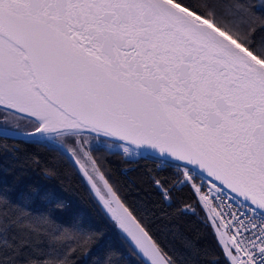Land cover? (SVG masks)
I'll return each mask as SVG.
<instances>
[{
	"label": "snow or ice",
	"instance_id": "6c2138e0",
	"mask_svg": "<svg viewBox=\"0 0 264 264\" xmlns=\"http://www.w3.org/2000/svg\"><path fill=\"white\" fill-rule=\"evenodd\" d=\"M65 158L99 218L0 188V264H264V0H0V175Z\"/></svg>",
	"mask_w": 264,
	"mask_h": 264
},
{
	"label": "trees",
	"instance_id": "16d2710c",
	"mask_svg": "<svg viewBox=\"0 0 264 264\" xmlns=\"http://www.w3.org/2000/svg\"><path fill=\"white\" fill-rule=\"evenodd\" d=\"M252 4H258L259 0H249ZM218 3L222 5L224 11H227V5L229 0H218ZM9 143H15V140L11 138ZM23 148L24 146L21 145ZM44 162H47V153L43 152ZM23 158V152L20 153ZM95 155V154H94ZM16 162L9 161L10 165H15ZM56 167L58 168V175L51 180H46L42 175V166L36 167L35 165H25L23 167L10 166L6 175H0V188H8L14 186L15 191L11 193L14 197L20 194H27L31 189L40 186L55 189L58 193L65 196L70 203L74 202L81 206H87L92 216L99 218L98 206L93 204L89 199V188L85 181L81 178V175L77 172L76 168L73 167L72 163L67 159H62ZM114 179H123L120 176L119 171L113 172ZM142 187L147 188L151 191L148 184H143ZM153 196L155 194L153 193ZM133 197H129V200ZM199 211V210H198ZM201 216L203 213L200 214ZM176 223L180 226V229L189 237L197 239L199 241V247L213 249L216 252L219 250L215 247V241L211 234V229L201 223L196 217L186 216L180 217ZM109 241L114 246H119V240L116 238L115 232L110 233ZM165 243L170 249L182 250L183 239L180 237L169 236ZM76 247L75 244L71 245ZM80 253H77L79 258ZM129 264H136V260L129 257ZM81 264H86L85 261H81ZM200 264H206V261L201 259Z\"/></svg>",
	"mask_w": 264,
	"mask_h": 264
},
{
	"label": "rangeland",
	"instance_id": "374dc122",
	"mask_svg": "<svg viewBox=\"0 0 264 264\" xmlns=\"http://www.w3.org/2000/svg\"><path fill=\"white\" fill-rule=\"evenodd\" d=\"M85 166L89 169V171L91 172V165L87 162H85Z\"/></svg>",
	"mask_w": 264,
	"mask_h": 264
}]
</instances>
